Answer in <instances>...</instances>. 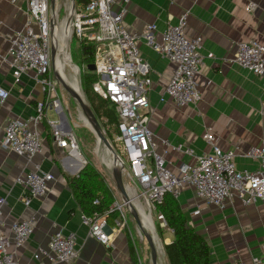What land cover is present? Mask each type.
I'll return each instance as SVG.
<instances>
[{
	"label": "crops",
	"instance_id": "0c3cea01",
	"mask_svg": "<svg viewBox=\"0 0 264 264\" xmlns=\"http://www.w3.org/2000/svg\"><path fill=\"white\" fill-rule=\"evenodd\" d=\"M250 3L256 6L253 11L246 9ZM121 6L127 8L124 24L132 32H143L150 23H156L159 30H164L169 24L178 23L180 15L188 11L186 34L203 37L201 53L204 65L195 76L202 99L182 107L160 99L173 75L174 64L159 56L144 40L140 41V53L150 68L151 83L147 96L152 132L173 145L189 146L201 155L211 150L203 138L211 128L216 142L223 149L237 151L239 169H258L261 161L245 156V152L251 146L264 143V75L226 63L223 58L232 56L242 40L253 39L264 44V0H116L115 8ZM26 18L27 4L24 0H0V85L11 92L4 103L0 102V198L6 199L3 230L8 233L10 224L21 218L34 217L36 224L34 233L24 246L13 244L10 247L17 255L18 264H34L33 252L40 246L46 247L50 236L58 230L64 234L74 233L77 237L79 257L73 264H155L149 236L153 240L156 263L169 264L164 245L174 240V231L169 226H160L156 212L152 221L160 227L158 234L155 232L156 224L153 232L145 228L143 234H138L136 225L139 229L141 227L129 213V230L117 233L110 244H103L90 236L88 226L81 220L82 207L70 184V178L77 175L84 165L80 158L55 143L46 122L40 128L43 151L35 155L33 161L39 162L43 170L50 171L54 179L46 197L34 199L30 206L23 203L24 189L16 178L33 163L6 149L2 141L7 119L36 114L37 102L46 96L34 72L23 74L20 82H16L6 60L8 36L14 29L22 27ZM69 102L66 98L60 99L56 110L49 109L55 112L49 118L60 119L65 129L74 130L73 125L79 124ZM91 161L99 168L95 160ZM191 161L195 159L187 153L169 150L167 154V164L174 170ZM105 178L114 190L115 199H121L113 180ZM124 182L126 188L130 185L132 189L127 188L128 192L135 191L136 185L127 175ZM176 199L189 215L190 224L208 242L210 264H226L232 259L249 261L261 254L264 201L244 205L234 197L224 207H219L203 202L190 188ZM198 208L200 212L194 214ZM156 237L160 238V245L156 243Z\"/></svg>",
	"mask_w": 264,
	"mask_h": 264
},
{
	"label": "built area",
	"instance_id": "2783aa9c",
	"mask_svg": "<svg viewBox=\"0 0 264 264\" xmlns=\"http://www.w3.org/2000/svg\"><path fill=\"white\" fill-rule=\"evenodd\" d=\"M24 2L27 4V18L22 27L9 34L6 60L16 82H20L23 74L34 72L46 96L37 102L36 114L27 118L7 119L2 145L33 163L31 168L16 178V182L24 189L22 201L25 206H30L34 199L47 196L54 179L50 171L43 170L39 162L33 161L35 155L43 151L40 130L43 122L50 126L53 139L59 147L80 158L84 166L87 160L80 149L75 131L65 129L60 119L49 118L47 114V110H56L60 104L56 84L50 76L51 64L54 62L53 46L56 47V57L59 55L58 50L60 51L54 35L57 9L51 8L50 0ZM115 2L116 0H87L84 8L77 9L73 0L67 36L75 35L79 41L84 40L94 45L93 63L98 80L93 83V89L115 105L118 115L120 149L116 152V165L124 177L127 175L140 189L137 195L143 200V204L134 202L127 190L129 200L121 196L103 214H86L82 211L81 220L88 226L90 236L103 244H110L117 233L129 230L127 216L131 213L130 203L140 215L143 226L141 231L147 229L142 211L151 218L156 212L160 226L168 227L157 206L164 202L167 193L179 198L188 188L203 202L219 207H224L234 197L244 205L264 201V143L251 146L245 152V156L260 160L261 166L256 170H241L236 164L237 151L223 149L216 142L211 128L203 135L211 150L197 155L189 146L173 145L168 139L157 137L149 127L150 102L147 92L151 78L148 75L150 68L140 53L141 40L175 66L161 101L170 100L182 107L198 103L202 99L195 76L204 65L201 53L203 37H190L186 34L189 12L182 13L178 23L169 24L164 30H159L156 23H150L143 32L138 33L130 31L124 24L126 6L116 9ZM255 7L254 3H250L246 9L253 11ZM223 60L240 65L256 75H264V44L253 39L242 40L238 42L234 54ZM10 93L8 88L0 85V102L4 103ZM169 150L187 153L195 161L182 163L174 170L167 164ZM113 165L114 158L112 167ZM5 203L6 199L1 197L0 264H18L17 255L10 247L13 244L16 247L24 246L34 233L36 224L34 217L21 218L12 222L10 231L5 233ZM94 203L97 204L98 200ZM199 212L198 208L193 213ZM77 244L74 233L64 234L62 230H58L50 236L46 247L40 246L33 252L34 264H73L79 257ZM226 264H264V243L261 245L260 255L253 256L249 261L232 259Z\"/></svg>",
	"mask_w": 264,
	"mask_h": 264
},
{
	"label": "trees",
	"instance_id": "16d2710c",
	"mask_svg": "<svg viewBox=\"0 0 264 264\" xmlns=\"http://www.w3.org/2000/svg\"><path fill=\"white\" fill-rule=\"evenodd\" d=\"M86 1L80 0L84 4ZM80 46L85 64L93 63L94 45L83 40L80 41ZM97 80L96 72L86 70L82 74L83 88L91 109L99 122L104 120L106 125H114L118 133L115 105L94 91L93 83ZM105 132L110 136L108 128ZM70 184L75 198L86 214H103L116 200L114 190L109 186L104 173L91 160L77 175L70 178ZM95 200H98L97 204L94 203ZM157 208L163 213L167 225L174 231V240L164 245L169 264H210V246L190 224V217L183 211L178 200L171 193H167L164 202Z\"/></svg>",
	"mask_w": 264,
	"mask_h": 264
},
{
	"label": "rangeland",
	"instance_id": "374dc122",
	"mask_svg": "<svg viewBox=\"0 0 264 264\" xmlns=\"http://www.w3.org/2000/svg\"><path fill=\"white\" fill-rule=\"evenodd\" d=\"M75 5L74 7L78 6L77 8L80 9L81 7L84 8V3L80 2V0H74ZM77 3V5H76ZM82 3V4H80ZM72 5V0H56V9H57V17H56V28L58 29L59 32V39L61 38L64 39L65 45H66V50L70 55V62L68 60L65 61V66L64 67V73L68 79V81H72L74 77L77 78L79 86L81 89V93L84 95L85 100L87 101L88 105L90 106V103L88 101L87 95L84 91L83 88V83H82V74L84 71L88 70L87 64L82 59L81 55V46H80V41L79 39L73 35L72 37L70 36H65V25L69 22L70 25V8ZM60 29V30H59ZM57 41L58 37H56ZM67 41V42H66ZM59 44V43H58ZM58 54L60 55V58H64V52L58 50ZM70 63V64H69ZM72 66L77 67V73H75L74 69H72ZM84 67V69H83ZM55 65L54 62L51 64V78L53 82L56 84L57 87V94L60 97V99L66 98L70 100L69 105L72 111H74L75 118L77 120V123L79 125L75 126L73 125L74 131L77 135V139L79 142L80 149L84 155V158L89 161L91 159L95 160L99 168L102 169V172L104 173L105 177H110L111 176V168H112V161H113V155L112 153L108 150L107 146L103 141H99L97 135L94 133V131L91 129L90 125L88 122L85 121L86 116L84 115L81 106L79 105L78 101L67 91V89L63 86L61 81L57 78L55 74ZM90 71V70H89ZM95 72V70L93 71ZM72 74V75H71ZM80 81V82H79ZM82 85H81V84ZM91 107V106H90ZM55 112L53 110H49L48 116H53ZM82 118H81V117ZM103 129L108 128V132L110 133V136L106 134V136L109 138V141L112 143L113 149L116 152H119L120 147L119 141H118V135H119V130L118 133L115 131V126L114 125H106L104 123V120L100 121ZM103 156V157H102ZM127 178H125L126 181ZM118 192V191H117ZM140 192V189L138 187H135V191L130 193L131 198L134 200V202H141L140 204H143V200L139 197H137V193ZM133 194V195H132ZM131 214V213H130ZM130 216V215H129ZM154 216V214H153ZM154 221V220H153ZM156 223L154 222V225ZM131 227H133V223L130 222ZM157 227V229H156ZM136 230L138 234H143L144 231H141L138 226L136 225ZM160 231V227L158 224L155 226V232L158 234ZM133 233L135 234V229H133ZM156 236V235H155ZM156 243L160 245V238L156 237Z\"/></svg>",
	"mask_w": 264,
	"mask_h": 264
},
{
	"label": "water",
	"instance_id": "95a60500",
	"mask_svg": "<svg viewBox=\"0 0 264 264\" xmlns=\"http://www.w3.org/2000/svg\"><path fill=\"white\" fill-rule=\"evenodd\" d=\"M73 1V0H72ZM50 4H51V8L54 10L56 7V0H50ZM54 25V20L52 21V28ZM56 58V47L55 45L52 48V59L53 61H55ZM88 70L90 71H94L95 70V64L91 63L87 65ZM55 74L57 76V78L61 81V83L63 84V86L67 89V91L78 101L79 105L82 108V111L84 113V115L87 118V121L91 127V129L94 131V133L97 135L98 140L99 141H103L105 143V145L107 146L108 150L113 154V158H114V164L111 170V176H112V180L115 184L116 189L118 190V192L123 196V198L125 200H129V196H128V192H127V188L125 186V182H124V175L122 173V171L120 170V168L117 167L116 165V153L113 149L112 144L110 143L109 139L106 136V132L103 129L101 123L99 122V120L97 119V117L95 116V114L93 113L91 107L88 105L87 101L85 100V97L82 93H78L75 91V89L69 84L67 83L63 77L59 74V72L57 71L56 67H55ZM130 212L132 213V215L134 216V218L136 219V221L138 222L139 226L141 228H143L142 223H141V218L140 215L136 209V207L130 203ZM152 248H153V255H154V262L155 264H157L156 262V252H155V248L153 245V240L151 236H149Z\"/></svg>",
	"mask_w": 264,
	"mask_h": 264
},
{
	"label": "bare ground",
	"instance_id": "6f19581e",
	"mask_svg": "<svg viewBox=\"0 0 264 264\" xmlns=\"http://www.w3.org/2000/svg\"><path fill=\"white\" fill-rule=\"evenodd\" d=\"M60 30V29H59ZM64 31H65V36L64 37H66L67 36V34L69 33V31H70V26H69V22L65 25V28H64ZM60 32V31H59ZM59 32H58V29L57 28H55L54 29V35H56V37H58V40H59V46H58V48L60 49V51H62V52H64V58L62 59V58H60V55H58L56 58H55V67H56V69H57V71L59 72V74L63 77V79L67 82V83H69L74 89H75V91L76 92H78V93H81V90H83V89H81L80 88V86H79V83H78V80H77V78L76 77H74V79L72 80V81H68V79H67V77H66V75H65V73H64V67H66L65 66V61L66 60H70V55H69V53L67 52V50H66V45H65V42H64V39L63 38H61V40L59 39ZM67 42V41H66ZM70 62V61H69ZM70 64V63H69ZM72 69H74V71H75V73H77L76 71H77V67L76 66H72ZM72 75V74H71ZM80 82V81H79ZM81 84V83H80ZM82 85V84H81ZM81 89V90H80ZM81 117V116H80ZM82 118V117H81ZM85 121L86 122H88L87 121V119H85ZM103 157V156H102ZM113 162V161H112ZM130 186V185H129ZM132 189L130 188V191H131ZM133 195V194H132ZM138 197V196H137ZM139 202V201H138ZM141 203V202H140ZM137 204V203H136ZM138 205V204H137ZM138 207H139V205H138ZM142 213H143V215H144V219H143V222H144V224H145V226H146V228L148 229V230H150V231H154V224H153V221H152V218L149 216V215H147L145 212H143L142 211ZM156 235V234H155ZM155 237V236H154Z\"/></svg>",
	"mask_w": 264,
	"mask_h": 264
}]
</instances>
